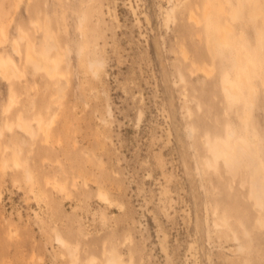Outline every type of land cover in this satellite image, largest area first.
I'll list each match as a JSON object with an SVG mask.
<instances>
[{
  "label": "rangeland",
  "instance_id": "1",
  "mask_svg": "<svg viewBox=\"0 0 264 264\" xmlns=\"http://www.w3.org/2000/svg\"><path fill=\"white\" fill-rule=\"evenodd\" d=\"M17 2L0 0V264H264V0ZM229 130L246 151L215 163Z\"/></svg>",
  "mask_w": 264,
  "mask_h": 264
},
{
  "label": "bare ground",
  "instance_id": "2",
  "mask_svg": "<svg viewBox=\"0 0 264 264\" xmlns=\"http://www.w3.org/2000/svg\"><path fill=\"white\" fill-rule=\"evenodd\" d=\"M17 3L19 5L21 3V0H18ZM172 9H171V12H172ZM230 17L232 18L231 21H236L237 18H238L236 12H232L230 14ZM169 18H170V13L168 12L167 13V20H169ZM190 19L194 20V18L192 16H190ZM233 19H236V20H233ZM34 25H38V22L30 21V26H34ZM227 30L229 31V29H225L220 34L211 33L209 35V38H208L209 39L208 51H209L210 55H215L216 44H218V43L224 44L226 42ZM18 37H19V39L21 41L22 40L23 41L27 40L26 36L24 34H22V33H19ZM67 52H69V49H67ZM19 54H20V51H19ZM25 59L31 63V67H32L33 70L42 71L49 78H54L56 76L62 75L61 73L56 71L55 64L49 63L46 60H43L42 58L36 56L30 48L28 49V51L25 54ZM241 59H242V56L241 55L238 56L237 62H236L237 66L241 63ZM90 66H91V68L94 69V73L97 74V71L100 68H102V66H103V61H101V60H91L90 61ZM13 67L11 65H8V66H5V67H0V76L3 79L8 80L13 75H17L16 72H15L16 70ZM253 70L254 69L251 68L250 65H247L246 74L245 75H239V79H238V83L242 87L248 88L251 94H253L255 88H254V86H251V85H249L246 82V78ZM181 79H183L182 76H181ZM223 89H224V92H225L226 99H228L229 101L238 100V98H239V92L238 91H236L234 89H231L230 87H228L226 85L223 87ZM252 102L253 101L251 99L249 104H252ZM139 118H141V117L139 116ZM16 125L25 134L30 135V136L33 135V131L30 128H28V127H24L20 121H18V123ZM232 135H233V130H229V131H227L226 138H225L227 143H231V145H232L231 147L226 145L225 142H223V141H216L214 143H211L210 141H207V143H206L207 144V149H208L209 153L212 155L215 163L218 160H222L227 165L234 164L238 160L239 152L246 151V147L243 144H241L240 142H232L231 141ZM207 163H210V162L207 161ZM18 165H19V163H18ZM27 176H29V172L25 168V177H27ZM257 179H258V181L256 183V190H253L250 193L249 198L251 200H253L255 206L263 207V209H264V179L262 178V171L259 173V175L257 177H255V180H257ZM51 184H52L53 187H54V185L56 186V183H54V182H52ZM97 197H98V199H100L102 201H104V200L107 201L108 200L107 195L104 192H102V191H99L97 193ZM56 240H57L58 243H61V244L64 242V240L59 235L56 236ZM106 264H122V263L119 261L117 254L114 253V254H112L109 257V259L107 260Z\"/></svg>",
  "mask_w": 264,
  "mask_h": 264
}]
</instances>
